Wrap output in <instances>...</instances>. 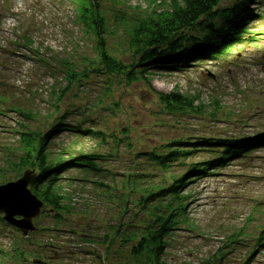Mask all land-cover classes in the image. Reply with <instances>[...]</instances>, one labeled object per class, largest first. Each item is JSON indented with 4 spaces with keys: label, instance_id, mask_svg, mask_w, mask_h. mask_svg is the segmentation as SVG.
<instances>
[{
    "label": "rangeland",
    "instance_id": "374dc122",
    "mask_svg": "<svg viewBox=\"0 0 264 264\" xmlns=\"http://www.w3.org/2000/svg\"><path fill=\"white\" fill-rule=\"evenodd\" d=\"M97 1L105 19L100 35L85 30L76 18L75 0H0V185L29 168L20 173L22 168L12 166L20 154L19 132L43 134L63 116L70 125L102 134L63 131L51 143L52 157L61 149L69 150L64 159L79 152L103 156L95 161L96 171L62 174L59 184L73 212L56 220L54 212L42 208L34 220L37 229L27 238L0 213V264H148L130 255L139 228L151 222L137 191L168 184L170 175L142 153L165 155V145L178 139L198 138L204 146L203 138L255 142L264 136V0H254L260 17L248 21L243 39L226 53L183 71H152L150 85L99 71L100 60L105 54L124 66L136 63L138 49L129 44L133 24L152 9L168 8L170 0ZM224 2L221 6L231 0ZM24 34L42 53L21 45L16 55L10 54L17 49L13 40ZM69 68L85 70L86 77L69 83ZM174 90L195 97L209 114L169 112L158 92ZM254 145L253 151L232 157L229 165L188 186L193 192L188 221L169 234L162 256L168 264L205 259L210 264H264V142ZM190 161H170L169 170L181 176Z\"/></svg>",
    "mask_w": 264,
    "mask_h": 264
},
{
    "label": "trees",
    "instance_id": "16d2710c",
    "mask_svg": "<svg viewBox=\"0 0 264 264\" xmlns=\"http://www.w3.org/2000/svg\"><path fill=\"white\" fill-rule=\"evenodd\" d=\"M75 1L76 18L82 22L84 29H92L99 35L105 33L101 4L97 0ZM224 1L226 0H170L168 8L152 9L143 18L136 20L131 29L129 44L132 48L138 49L136 63L124 66L109 55L103 54L99 71L125 76L129 82L142 79L150 85L152 71H183L196 61L211 60L223 55L228 51V47L243 39L248 21L260 17L253 6L254 0H231L230 4L221 6ZM190 32H195L198 36ZM11 45L17 48L10 53L12 55H16L14 53L20 50L21 45L33 53H42L41 50L32 48V39L25 34L15 38ZM81 76L86 77L85 70L77 72L69 68L65 72V79L69 83L77 81ZM65 89L61 91L62 95H65ZM158 96L169 112L206 115L207 111L203 104L196 103L195 97L178 90L169 93L158 92ZM13 111L24 119L31 117L26 111L18 108ZM65 118L66 116H63L43 134L22 129L19 132L20 154L12 163L13 167L22 168L20 173L28 167L29 170L36 172L29 188L44 202V207L54 212L56 220L62 213L73 212L74 208L70 197L65 193V188L59 184L63 180L62 174L71 169L96 171L98 167L95 161L102 156L98 153L85 155L79 152L73 158L64 159L69 150L61 149L57 157H52L51 143L63 131L77 133L80 136L102 134L80 125H70L65 122ZM202 140L206 143L204 146L198 144V138L194 139V142L189 138L173 140L165 145L168 151L165 155L155 151L142 153L160 169L167 171L170 183L146 185L137 191L141 192L138 204L147 210L151 222H146L139 228L138 232L141 234L137 236V243L131 248L130 255L144 257L148 264H168L162 256L169 234L181 223L188 221V207L193 197L192 190H187L188 186L198 177L212 174L214 168L229 165L232 157L243 156L253 151L254 143H263L264 136L255 142L227 137ZM198 153H208L210 156L197 161L195 156ZM188 158L191 161L184 173L178 177L174 176L169 170L171 167L169 162ZM135 183L137 182L132 184ZM201 264L210 262L205 259Z\"/></svg>",
    "mask_w": 264,
    "mask_h": 264
},
{
    "label": "water",
    "instance_id": "95a60500",
    "mask_svg": "<svg viewBox=\"0 0 264 264\" xmlns=\"http://www.w3.org/2000/svg\"><path fill=\"white\" fill-rule=\"evenodd\" d=\"M35 176L34 170H26L17 180L0 185L3 220L17 228L24 237L36 230L33 221L44 206V202L29 188Z\"/></svg>",
    "mask_w": 264,
    "mask_h": 264
}]
</instances>
